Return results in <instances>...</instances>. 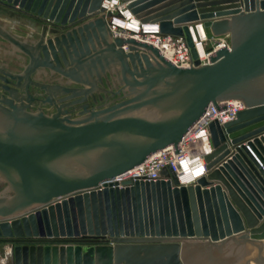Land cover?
I'll use <instances>...</instances> for the list:
<instances>
[{
    "label": "water",
    "instance_id": "95a60500",
    "mask_svg": "<svg viewBox=\"0 0 264 264\" xmlns=\"http://www.w3.org/2000/svg\"><path fill=\"white\" fill-rule=\"evenodd\" d=\"M103 0H0L36 23L0 66V242L8 264H264V0H121L141 23L186 40L174 64L113 36ZM229 46L201 63L189 27ZM140 35L146 32L140 31ZM207 173L181 185L113 178L179 141L212 104ZM49 109V110H47ZM102 183V186H101Z\"/></svg>",
    "mask_w": 264,
    "mask_h": 264
},
{
    "label": "built area",
    "instance_id": "2783aa9c",
    "mask_svg": "<svg viewBox=\"0 0 264 264\" xmlns=\"http://www.w3.org/2000/svg\"><path fill=\"white\" fill-rule=\"evenodd\" d=\"M107 1V3L111 4V8H105L104 12L111 13L109 16L108 27L113 36L130 35L141 38L144 41L156 45L162 54L174 64L183 67L191 65L192 60L189 48L183 37L169 35L163 36L160 34L159 25L156 22L141 23L137 18H135L136 22H134L131 16H135L129 11V9L125 8V2L121 0ZM111 9H114V11L124 15V17L120 20L127 25H134L136 31L123 27L121 25L123 23L120 24L118 22L120 17L113 15ZM193 27L196 29L195 25L190 26L189 30L194 47H196L198 43L203 42L207 54L219 47L229 46L230 40L228 34L213 36L208 31L206 36H200L199 33H197V37L200 41L197 43V37L194 34ZM140 31L146 32V34L140 35ZM208 42L210 44L207 48ZM206 61L207 56L204 55L203 59L200 58L201 63H205ZM244 108L245 107H240L237 103H227L225 109L216 112L212 104H209L204 114L193 124L190 130H188L179 141L178 152H175L172 146L165 147L151 154L140 164L116 174L113 178L105 180V183L111 187L122 188L125 186V181H155L160 178V171L165 167H170L172 172L176 174L179 184L189 185L195 183L200 176L207 173L204 156L210 153L213 149L209 132V124L214 120H217L220 124L233 120L236 113ZM184 164L190 166L188 171L184 169ZM196 169L200 170V172L197 173L195 171ZM184 177L187 178L186 182H183Z\"/></svg>",
    "mask_w": 264,
    "mask_h": 264
},
{
    "label": "crops",
    "instance_id": "0c3cea01",
    "mask_svg": "<svg viewBox=\"0 0 264 264\" xmlns=\"http://www.w3.org/2000/svg\"><path fill=\"white\" fill-rule=\"evenodd\" d=\"M0 11V42H2V45L0 44V66L8 68L3 61V57L10 56V52H16L20 55H22V52L17 46L7 40L5 35L13 37L20 43L28 42V39L33 36L34 31L32 26L36 22L19 12L12 11L2 6H0ZM9 253L10 251L7 253L6 260ZM4 259L5 258H1V264L4 263Z\"/></svg>",
    "mask_w": 264,
    "mask_h": 264
},
{
    "label": "bare ground",
    "instance_id": "6f19581e",
    "mask_svg": "<svg viewBox=\"0 0 264 264\" xmlns=\"http://www.w3.org/2000/svg\"><path fill=\"white\" fill-rule=\"evenodd\" d=\"M107 1V0H106ZM102 1V4H101V7L105 10V8H111V4L110 3H107V2H110V1ZM126 5H127V3H125ZM125 5V8H127V6ZM128 9V8H127ZM111 11H112V13H113V15H116V16H118V17H120L119 18V20H118V22L121 24V23H123L120 19L121 18H123L124 17V15H122V14H120V13H118V12H116V11H114V9H111ZM131 18H132V20L134 21V22H136V19H135V17H133V16H131ZM123 27H127V29H133V31H136V29H135V26L134 25H131V24H126V23H123V24H121ZM10 26V25H9ZM31 26V25H30ZM193 31H194V34H195V36L197 37V33H199V35L200 36H206L207 35V30L202 26V24H197L196 25V29H197V31H196V29H195V27H193ZM198 42H200L199 41V38L197 37V43ZM0 44H2V42H0ZM7 44V43H6ZM12 47V46H11ZM9 48V47H8ZM13 49V48H12ZM195 49H196V51H197V55H198V59L200 60V58L201 59H203V56L205 55V56H208V54H207V52L205 51V47H204V44H203V42L202 43H198L197 45H196V47H195ZM14 51V50H13ZM168 54V53H167ZM10 55L11 56H9V60H7V58L5 59V57H3V61L5 62V64L8 66V68L9 69H11L12 71H20V69H21V67H22V65L25 63V61L23 62V61H20V59L21 58H23L22 57V55H20V54H18V53H16V52H10ZM184 169L186 170V171H188V169H190V166L189 165H187V164H184ZM197 173H199L200 172V170H198V169H196L195 170ZM187 181V178L186 177H184V179H183V182H186Z\"/></svg>",
    "mask_w": 264,
    "mask_h": 264
},
{
    "label": "rangeland",
    "instance_id": "374dc122",
    "mask_svg": "<svg viewBox=\"0 0 264 264\" xmlns=\"http://www.w3.org/2000/svg\"><path fill=\"white\" fill-rule=\"evenodd\" d=\"M1 13V11H0ZM2 17H5V16H2ZM207 30V29H206ZM208 31V30H207ZM209 42L207 43V48L209 47ZM2 45V44H1ZM10 54V53H9ZM11 56V55H10ZM7 58V60H9V56H6L5 59ZM4 60V59H3ZM49 110V109H47ZM6 186V183L1 181L0 180V191ZM11 243H8V242H0V264H1V258H5L4 260V263L3 264H8L9 262V258H7L6 260V256H7V253L8 251L11 250ZM8 257H10V253L8 254Z\"/></svg>",
    "mask_w": 264,
    "mask_h": 264
}]
</instances>
